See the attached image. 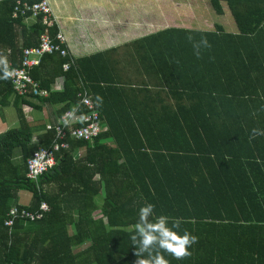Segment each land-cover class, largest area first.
<instances>
[{
  "label": "trees",
  "instance_id": "16d2710c",
  "mask_svg": "<svg viewBox=\"0 0 264 264\" xmlns=\"http://www.w3.org/2000/svg\"><path fill=\"white\" fill-rule=\"evenodd\" d=\"M24 1L34 0H0V54L11 67L44 29L41 17L31 23L25 21L31 15L12 17ZM211 1L264 5L192 2ZM173 25L76 58L69 71L58 54L44 55L32 76L48 97L19 96L11 80L0 81V107L14 97L19 118L18 127L0 133V264H135L128 230L149 202L157 215L181 218V228L198 237L191 256L169 257L170 264H264V135L251 136L253 128L264 130V21L246 31L237 24L246 33L209 24L196 29L191 20ZM189 35L209 41L199 58ZM58 77L64 88L51 91ZM83 89L95 103L97 96L103 101L96 103L107 127L95 139L99 154L77 158L89 142L70 139L56 166L29 179L28 159L53 145L54 131L46 127L33 144L35 130L22 106L30 98L62 103L60 117L77 106ZM105 137L116 146L102 145ZM101 190L105 203L97 217ZM21 191L32 194L28 205L19 203ZM42 202L50 206L43 219H19L11 230L5 225L12 207L36 211Z\"/></svg>",
  "mask_w": 264,
  "mask_h": 264
},
{
  "label": "crops",
  "instance_id": "0c3cea01",
  "mask_svg": "<svg viewBox=\"0 0 264 264\" xmlns=\"http://www.w3.org/2000/svg\"><path fill=\"white\" fill-rule=\"evenodd\" d=\"M54 12L56 27L61 30L67 41V46L75 58L104 50L106 48L124 44L137 37L150 34L157 27V17L152 12L156 6H149L150 14H143L141 0H49ZM142 2V3H141ZM213 2V3H211ZM203 3H192L190 9L209 10L222 20L215 23V27L224 26V29L217 31H229L233 33H246L238 31L237 24L246 31L249 28H256L264 21V5L246 4L244 7L230 5L225 1H211ZM149 4V1H147ZM153 4V3H152ZM137 5V6H135ZM146 5V4H145ZM137 7V8H136ZM246 11V12H244ZM242 13L250 16V20L242 18ZM235 15L236 16L235 18ZM240 17V20L236 21ZM36 18H26L27 23H31ZM237 22V23H235ZM64 88V78L58 77L51 84V91H62ZM14 97L10 98L9 105L13 106ZM30 104L22 106L25 116L35 130L36 136L45 132L48 124H54L59 118L58 109L62 103H42L37 99H29ZM0 107V127H4L1 118L4 120L6 112ZM15 108V107H14ZM38 111V113H37ZM107 127L105 126L103 131ZM6 130L1 129L0 133ZM102 145L115 147L116 142L111 137L100 140ZM95 140L89 142L88 146L76 150L77 158L86 157L93 159L99 154V149H94ZM93 147V149H90ZM98 157V156H97ZM99 176H96L98 179ZM22 191L19 192V199ZM104 192L101 190L95 196L97 209L94 215H103ZM20 203V202H19ZM25 205V204H23ZM73 216L74 213L72 212ZM70 232H73V219L69 224ZM88 245V242L86 243Z\"/></svg>",
  "mask_w": 264,
  "mask_h": 264
},
{
  "label": "built area",
  "instance_id": "2783aa9c",
  "mask_svg": "<svg viewBox=\"0 0 264 264\" xmlns=\"http://www.w3.org/2000/svg\"><path fill=\"white\" fill-rule=\"evenodd\" d=\"M27 15L34 18L41 17L44 29L37 45L24 48L20 65L14 67L16 75L12 78L11 83L15 94L19 96L48 97L50 91L42 88L40 82L33 78L32 70L40 65L42 57L46 54H58L64 58L65 61L62 65L64 71H69L76 66V58L67 46L64 33L59 29L56 33H52V27L56 26V20L49 0L18 2L12 10V17ZM78 96L80 100L75 107L77 109L75 116L83 115L85 119L74 121L68 127L63 126L59 122L60 117L71 110L69 109L58 118L56 123L47 125V129L54 131L53 145L58 147L56 149L53 148V145L47 148L39 147L34 152L27 161V177L29 179L38 181L43 173L56 166L58 164L57 154L70 148V139L91 142L103 131L104 127L100 122V112L89 92L83 89ZM85 100L87 103H84ZM81 107H84V111H81ZM57 129H59V134H57ZM41 152H44L45 155H41ZM41 205L45 207H41ZM41 205L36 211L25 208L20 209L16 206L12 207L5 219V225L11 230L19 219L27 221L43 219L45 214L50 211V206L47 202H42Z\"/></svg>",
  "mask_w": 264,
  "mask_h": 264
},
{
  "label": "clouds",
  "instance_id": "9594fccd",
  "mask_svg": "<svg viewBox=\"0 0 264 264\" xmlns=\"http://www.w3.org/2000/svg\"><path fill=\"white\" fill-rule=\"evenodd\" d=\"M191 42L193 55L200 57L201 51L210 47L206 37L201 36L194 40L191 35L187 37ZM16 75V69L10 66L6 54H0V81L12 80ZM102 98L97 96V106L102 104ZM84 103H87L85 100ZM76 108L64 113L60 117V123L68 127L74 121H83V115L75 116ZM51 127V126H49ZM59 134V129H57ZM264 135V130L253 128L251 136ZM38 137L33 135L31 142L38 143ZM58 146L53 145L56 149ZM41 155H45L41 152ZM41 207H45L41 205ZM15 211L14 209L12 210ZM182 220L165 214L157 215L153 203H144L139 206L135 223L129 228L128 239L135 248L137 257L135 264H170V259L181 260L192 255V247L197 243L198 237L186 229L181 228Z\"/></svg>",
  "mask_w": 264,
  "mask_h": 264
},
{
  "label": "rangeland",
  "instance_id": "374dc122",
  "mask_svg": "<svg viewBox=\"0 0 264 264\" xmlns=\"http://www.w3.org/2000/svg\"><path fill=\"white\" fill-rule=\"evenodd\" d=\"M141 1L146 2V3L141 2L142 6L140 8L142 9V15L150 14L149 6L151 5L156 6L152 11L158 15L157 27H155L156 31L164 28V26L165 27L176 26V25H173V23H179L180 21L183 22L184 20L193 21L194 26H197L195 27L196 29H204L203 27H205V24L207 25L209 24V26L213 27L215 23L222 20L221 17L218 18V16L215 15L213 11L209 13H205L204 11L196 10V9L194 10V12L191 11L190 8H191V4L193 3L192 1L202 2L205 0H192V1H189V0H173V1L172 0H141ZM147 1H149L150 5L147 4ZM5 112H6L5 114L6 116L4 117V120L1 118V122L4 124L3 125L4 127H0V130L1 129L8 130L11 128L18 127L19 118H18L16 108H14L13 106L5 107L4 113ZM31 199H32V194L30 192L22 191L19 202L21 204L28 205L31 202Z\"/></svg>",
  "mask_w": 264,
  "mask_h": 264
}]
</instances>
